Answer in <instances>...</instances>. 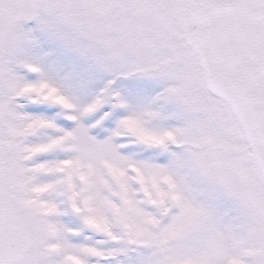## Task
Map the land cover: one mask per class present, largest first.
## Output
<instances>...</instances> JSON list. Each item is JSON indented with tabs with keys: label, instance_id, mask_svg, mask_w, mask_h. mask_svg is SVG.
<instances>
[{
	"label": "snow or ice",
	"instance_id": "1",
	"mask_svg": "<svg viewBox=\"0 0 264 264\" xmlns=\"http://www.w3.org/2000/svg\"><path fill=\"white\" fill-rule=\"evenodd\" d=\"M0 264H264V0H0Z\"/></svg>",
	"mask_w": 264,
	"mask_h": 264
}]
</instances>
